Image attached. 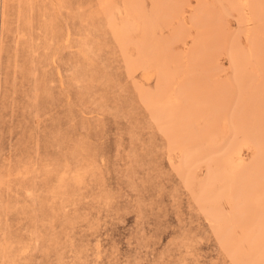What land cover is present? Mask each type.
<instances>
[{
	"label": "rangeland",
	"instance_id": "rangeland-1",
	"mask_svg": "<svg viewBox=\"0 0 264 264\" xmlns=\"http://www.w3.org/2000/svg\"><path fill=\"white\" fill-rule=\"evenodd\" d=\"M0 264H264V0H0Z\"/></svg>",
	"mask_w": 264,
	"mask_h": 264
},
{
	"label": "bare ground",
	"instance_id": "bare-ground-1",
	"mask_svg": "<svg viewBox=\"0 0 264 264\" xmlns=\"http://www.w3.org/2000/svg\"><path fill=\"white\" fill-rule=\"evenodd\" d=\"M154 72V71H153Z\"/></svg>",
	"mask_w": 264,
	"mask_h": 264
}]
</instances>
